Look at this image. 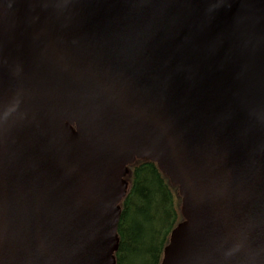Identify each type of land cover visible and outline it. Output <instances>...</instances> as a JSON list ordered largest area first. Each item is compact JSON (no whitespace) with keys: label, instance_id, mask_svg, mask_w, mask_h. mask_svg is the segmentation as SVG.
<instances>
[{"label":"water","instance_id":"obj_1","mask_svg":"<svg viewBox=\"0 0 264 264\" xmlns=\"http://www.w3.org/2000/svg\"><path fill=\"white\" fill-rule=\"evenodd\" d=\"M136 159L160 264H264V0H0V264H114Z\"/></svg>","mask_w":264,"mask_h":264},{"label":"trees","instance_id":"obj_2","mask_svg":"<svg viewBox=\"0 0 264 264\" xmlns=\"http://www.w3.org/2000/svg\"><path fill=\"white\" fill-rule=\"evenodd\" d=\"M124 180L114 264H160L171 231L183 220L178 187L146 159L128 165Z\"/></svg>","mask_w":264,"mask_h":264}]
</instances>
